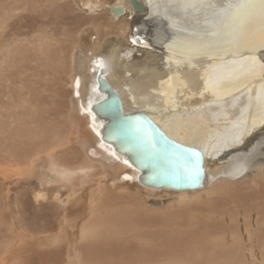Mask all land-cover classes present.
<instances>
[{"label":"bare ground","instance_id":"bare-ground-1","mask_svg":"<svg viewBox=\"0 0 264 264\" xmlns=\"http://www.w3.org/2000/svg\"><path fill=\"white\" fill-rule=\"evenodd\" d=\"M102 66L126 112L202 151L205 188L154 191L101 140ZM69 96L79 126L53 119ZM0 264H264L261 0H0Z\"/></svg>","mask_w":264,"mask_h":264},{"label":"water","instance_id":"water-1","mask_svg":"<svg viewBox=\"0 0 264 264\" xmlns=\"http://www.w3.org/2000/svg\"><path fill=\"white\" fill-rule=\"evenodd\" d=\"M105 72L103 66L99 68L95 87L99 98L88 106L101 140L139 171L141 185L173 191L205 188L208 172L202 151L174 141L145 113L126 112L119 95L104 79ZM243 171L237 167L227 174L237 176Z\"/></svg>","mask_w":264,"mask_h":264},{"label":"rangeland","instance_id":"rangeland-1","mask_svg":"<svg viewBox=\"0 0 264 264\" xmlns=\"http://www.w3.org/2000/svg\"><path fill=\"white\" fill-rule=\"evenodd\" d=\"M104 10H107V9H104ZM114 32H104L102 34V36L100 37L101 38V42L103 44L106 45V43L111 40L113 38V35ZM157 42H160L159 40H157ZM155 45V43H153ZM70 53V50H66L65 53H64V56L67 57L68 54ZM86 74V73H84ZM59 78L60 79H65V76L63 74H60L59 75ZM57 93H59V91H57ZM68 99V101H67ZM65 99V100H61V99H57L56 100V106H52L50 105L54 111L57 112L56 115L53 116V119L54 120H60V121H65V120H68L69 122H72L74 123L76 126H79V123H77L78 121H75L73 122L71 119V113H70V110L72 108L71 106V100H70V96ZM61 115H65V117H60L59 116V113H61ZM232 134V132H227L226 133V136L225 137H222V139H227L228 136ZM215 143H218V142H215ZM138 184V183H137ZM139 187H143L141 186L140 184H138ZM140 192H143L142 189H138ZM167 191V192H170V194L174 191H171V190H166V189H154V191ZM92 192H95L93 190H89V191H85L83 193H81L79 195V203L82 204V205H85V199H88L90 196H97L96 194L92 193ZM190 192H193V191H190ZM114 195H111V196H117L116 193H112ZM141 196V194H140ZM143 197V196H142ZM214 197L213 195L211 196V198ZM175 197L173 195H168L165 200H163L165 203H162V204H159L157 201L162 199L161 197H152V198H149L148 199V203H147V206H146V209L149 208V213L152 214V215H160L161 213H169V212H176L178 209V207H176V204H177V200L174 199ZM179 206V205H178ZM78 208V207H76ZM173 208V209H172ZM86 211H84L83 208L79 207V213H85Z\"/></svg>","mask_w":264,"mask_h":264},{"label":"snow or ice","instance_id":"snow-or-ice-1","mask_svg":"<svg viewBox=\"0 0 264 264\" xmlns=\"http://www.w3.org/2000/svg\"><path fill=\"white\" fill-rule=\"evenodd\" d=\"M231 5H229L230 7ZM261 7L264 8V0H261Z\"/></svg>","mask_w":264,"mask_h":264}]
</instances>
